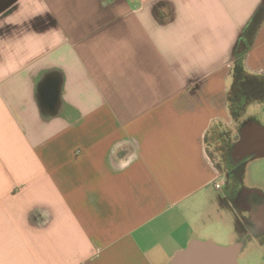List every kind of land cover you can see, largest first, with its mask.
Masks as SVG:
<instances>
[{"label": "crops", "instance_id": "1", "mask_svg": "<svg viewBox=\"0 0 264 264\" xmlns=\"http://www.w3.org/2000/svg\"><path fill=\"white\" fill-rule=\"evenodd\" d=\"M263 4L0 0V264H171L236 224L206 142Z\"/></svg>", "mask_w": 264, "mask_h": 264}, {"label": "water", "instance_id": "2", "mask_svg": "<svg viewBox=\"0 0 264 264\" xmlns=\"http://www.w3.org/2000/svg\"><path fill=\"white\" fill-rule=\"evenodd\" d=\"M240 138L233 145L231 156L237 162L248 157L264 158V125L255 119L245 121ZM235 205L249 214V224L256 236L264 234V192L244 187L236 197ZM245 248L243 241L221 246L213 241L193 240L188 248L179 252L171 264H240L239 257Z\"/></svg>", "mask_w": 264, "mask_h": 264}, {"label": "rangeland", "instance_id": "3", "mask_svg": "<svg viewBox=\"0 0 264 264\" xmlns=\"http://www.w3.org/2000/svg\"><path fill=\"white\" fill-rule=\"evenodd\" d=\"M249 119H255L264 125V102H255L248 106L240 118L237 120L233 119V125H215L207 136V152L226 184L227 177L225 175L226 171L224 169L226 162V160H224V148L228 142L237 139L239 136V129L241 128L242 124ZM244 177V183L247 187L264 191V158L248 164L244 173ZM246 220L247 217L238 212V219L236 222L237 227L235 223H221V230L218 234L223 235L222 237L217 236L218 234L209 233L207 234L208 236H206L209 238L203 239L212 240L221 246H229L231 245V235L233 232L237 231L238 238L236 242L244 241L246 248L239 258V263L264 264V243H261L254 238L250 239V236L240 240L242 234H244L243 231L246 227L245 225H247ZM250 232H253V230L249 228V233Z\"/></svg>", "mask_w": 264, "mask_h": 264}, {"label": "trees", "instance_id": "4", "mask_svg": "<svg viewBox=\"0 0 264 264\" xmlns=\"http://www.w3.org/2000/svg\"><path fill=\"white\" fill-rule=\"evenodd\" d=\"M264 23V4L256 11L243 30L235 50L233 65V84L228 94L231 116L237 120L248 106L255 102H264V76L247 72L244 64L245 56L250 51L258 31ZM238 140L228 142L224 148V156L230 154L233 144Z\"/></svg>", "mask_w": 264, "mask_h": 264}, {"label": "flooded vegetation", "instance_id": "5", "mask_svg": "<svg viewBox=\"0 0 264 264\" xmlns=\"http://www.w3.org/2000/svg\"><path fill=\"white\" fill-rule=\"evenodd\" d=\"M239 138H240V134L238 136V140H239ZM231 150H232V148H231ZM260 159H263V158L248 157L243 161L237 162L236 160H234L232 158L231 152L229 155H227L225 157L224 160H226V162L224 165V169L226 171L225 175L227 177V184L225 183L224 192H225L226 196L223 197V200H221V203L224 206H227L232 211V213L234 214V216L236 218V222L238 219V212H240L245 217H247V220H246L247 225H245L246 227L243 231L244 234H242V237L240 240H242L245 237L247 238L248 236H250V239L254 238V239H257L258 241H260L261 243H264V234L261 236H256L253 232L249 233V228L253 230V228L249 224V214L247 212L243 211L242 209L238 208L235 205V200H236L238 192L242 188L247 187L244 183V180H245L244 173H245V170H246L248 164H250L251 162L260 160ZM236 227H237V224H236Z\"/></svg>", "mask_w": 264, "mask_h": 264}, {"label": "built area", "instance_id": "6", "mask_svg": "<svg viewBox=\"0 0 264 264\" xmlns=\"http://www.w3.org/2000/svg\"><path fill=\"white\" fill-rule=\"evenodd\" d=\"M217 188H218V189H221V185H217Z\"/></svg>", "mask_w": 264, "mask_h": 264}]
</instances>
